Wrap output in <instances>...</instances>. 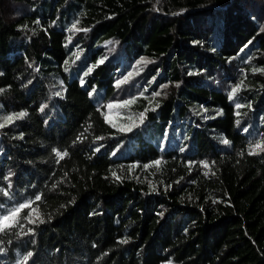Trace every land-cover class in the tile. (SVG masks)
<instances>
[{"label":"trees","instance_id":"obj_1","mask_svg":"<svg viewBox=\"0 0 264 264\" xmlns=\"http://www.w3.org/2000/svg\"><path fill=\"white\" fill-rule=\"evenodd\" d=\"M260 11L0 0V264H264Z\"/></svg>","mask_w":264,"mask_h":264},{"label":"snow or ice","instance_id":"obj_2","mask_svg":"<svg viewBox=\"0 0 264 264\" xmlns=\"http://www.w3.org/2000/svg\"><path fill=\"white\" fill-rule=\"evenodd\" d=\"M37 23H39V21H37ZM73 28L75 29L76 28V25L74 24L73 25ZM85 31H87L85 29ZM111 43V42H109ZM77 59L79 58V55L77 54ZM104 61L103 59L99 61L100 64H102ZM146 61H141V63H145ZM92 69H89V72L91 71ZM253 71H257V69H253ZM259 71H262L264 72V69H259ZM125 81H120L118 84H117V87H119V84L121 83H124ZM243 85V81L240 82V84L234 86L231 90V92L229 93V98L232 99L236 93L239 91L240 87ZM57 95H60L59 93H57ZM156 95H159V93H156ZM134 103V99H129V100H125L122 102L123 106H126V105H130ZM114 105L113 104H108L106 107L111 109ZM47 107V105H44L40 108V111L43 112L44 111V108ZM243 107V105H240V104H237L236 105V108L239 109ZM151 110H155V109H151ZM148 109H145V112H141L139 114V123L142 124L143 123V120L146 116V113H147ZM239 114V113H238ZM27 113L25 112H21L19 113L18 115H15V116H8L6 118L7 121H12L14 119H20L24 116H26ZM131 119V118H130ZM237 123H239V121H237ZM136 126H139L138 124H136L135 122H133L131 125L127 126V127H121L119 128L118 130L121 131V132H126V131H131L133 127H136ZM4 127V124H0V128ZM113 127H115V125H113ZM102 139V137H101ZM223 143L224 144H229V141L227 139H224L223 140ZM256 150H261V151H264V141H260V142H257L255 143L252 148L249 150V155H255L257 154V151ZM56 156L60 159H63L64 156H67V152H64V153H61L59 151L56 152ZM157 165L160 163V161H156L155 162ZM203 167L207 168L209 167V165L207 164V162H205L203 164ZM5 195H7L8 193L5 192L4 193ZM37 199H39V197H37ZM31 207V202L29 203H23V204H20L18 207H15L14 209H12L10 212L4 214L3 216H0V233H3V234H7L6 233V229H11L14 224L13 223H10V222H13L15 221L16 217H18L19 213L25 209V208H30ZM29 222L30 223H34L35 221H32L30 218H29ZM44 221L43 220H40V223H43ZM122 243H127V241H121ZM0 252H3V248H0ZM32 253H28L27 256L25 257L24 259V264H27V259L29 257H31Z\"/></svg>","mask_w":264,"mask_h":264},{"label":"rangeland","instance_id":"obj_3","mask_svg":"<svg viewBox=\"0 0 264 264\" xmlns=\"http://www.w3.org/2000/svg\"><path fill=\"white\" fill-rule=\"evenodd\" d=\"M248 1H250V3L252 4V5H255L256 3H258L259 4V6H260V8H261V11L259 12V13H261L262 12V7H263V5H264V0H248ZM128 83H129V80H128Z\"/></svg>","mask_w":264,"mask_h":264}]
</instances>
